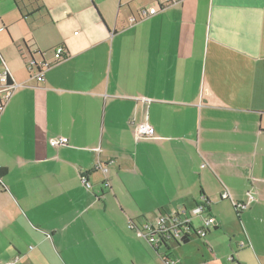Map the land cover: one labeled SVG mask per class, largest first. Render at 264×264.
<instances>
[{"label": "crops", "instance_id": "obj_1", "mask_svg": "<svg viewBox=\"0 0 264 264\" xmlns=\"http://www.w3.org/2000/svg\"><path fill=\"white\" fill-rule=\"evenodd\" d=\"M162 1L0 0V264H264V0Z\"/></svg>", "mask_w": 264, "mask_h": 264}, {"label": "built area", "instance_id": "obj_2", "mask_svg": "<svg viewBox=\"0 0 264 264\" xmlns=\"http://www.w3.org/2000/svg\"><path fill=\"white\" fill-rule=\"evenodd\" d=\"M174 2H176V0H163L157 7H142L138 11V16L142 19L146 18L155 14L161 8ZM53 57V62H43L41 68L34 72V77L37 82H41L43 80V72L45 69L49 68L52 64H56L62 61L65 58V53L62 46H57L54 49ZM28 67L29 70H34V67L32 66L31 62H29ZM0 83L2 85V88L0 90L2 92V95L0 97L1 109L3 102L9 97L12 89L15 88L16 85L8 82V75L5 71L0 74ZM134 136L135 138H140L144 136L151 137V126L147 122L138 124L136 128H134ZM48 142L52 147H58L60 145H66L68 139L63 136L51 137ZM97 166L102 168L101 165ZM102 169L104 170L105 168ZM80 182L86 189H91L92 185L88 181L87 176L85 174L80 175ZM104 185L108 186V183L106 182ZM220 196L223 199H230V195L227 190L222 192ZM231 202L234 206L237 205L236 202L232 200ZM203 212L204 210L202 205H195L192 210V214L195 215H200ZM167 218L168 219L166 220L164 217H160L154 225L148 223L143 225H137L135 222L130 221L128 223V227L134 230L137 237L145 238L153 247H156L157 245L163 243L166 239H173L177 243H181V240L183 238L189 239L191 231L194 232L197 237H204L207 232L215 226V219L210 215H205V217H203L201 226L198 227V229L196 230L191 226L190 217L188 216L176 214ZM165 263L171 264L172 260L166 258ZM5 264H17V257L10 261H7Z\"/></svg>", "mask_w": 264, "mask_h": 264}, {"label": "trees", "instance_id": "obj_3", "mask_svg": "<svg viewBox=\"0 0 264 264\" xmlns=\"http://www.w3.org/2000/svg\"><path fill=\"white\" fill-rule=\"evenodd\" d=\"M4 171H5V170H4L3 168H2V169H0V175H1V174H3V173H4ZM207 215H208V214H207ZM213 228H214V227H213ZM213 228H212V229H213ZM212 229H211V230H212ZM208 232H209V231H208ZM208 232H207V233H208ZM187 241H188V239H187V238H183V239L181 240V243H186Z\"/></svg>", "mask_w": 264, "mask_h": 264}, {"label": "rangeland", "instance_id": "obj_4", "mask_svg": "<svg viewBox=\"0 0 264 264\" xmlns=\"http://www.w3.org/2000/svg\"><path fill=\"white\" fill-rule=\"evenodd\" d=\"M198 219V218H197Z\"/></svg>", "mask_w": 264, "mask_h": 264}, {"label": "water", "instance_id": "obj_5", "mask_svg": "<svg viewBox=\"0 0 264 264\" xmlns=\"http://www.w3.org/2000/svg\"><path fill=\"white\" fill-rule=\"evenodd\" d=\"M33 62V61H32Z\"/></svg>", "mask_w": 264, "mask_h": 264}]
</instances>
